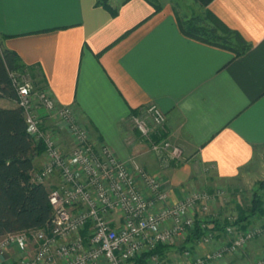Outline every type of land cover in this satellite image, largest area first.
Masks as SVG:
<instances>
[{"label": "crops", "instance_id": "0c3cea01", "mask_svg": "<svg viewBox=\"0 0 264 264\" xmlns=\"http://www.w3.org/2000/svg\"><path fill=\"white\" fill-rule=\"evenodd\" d=\"M107 3L115 15L97 0H0L1 46L19 55L34 86L72 107L95 146L107 145L125 162L135 156L163 180L170 201L193 186L195 172L223 182L253 173L264 159V0L208 5L249 42L240 56L183 35L168 0ZM149 103L163 110L167 135L182 148L177 164L161 167L130 123ZM0 106L17 104L0 99ZM39 113L70 149L67 132ZM36 160L39 168L44 156ZM208 249L197 242L190 252ZM174 251L163 261L179 260L183 251Z\"/></svg>", "mask_w": 264, "mask_h": 264}, {"label": "built area", "instance_id": "2783aa9c", "mask_svg": "<svg viewBox=\"0 0 264 264\" xmlns=\"http://www.w3.org/2000/svg\"><path fill=\"white\" fill-rule=\"evenodd\" d=\"M16 104L27 131L44 145V161L33 173L37 182H56L49 190L52 216L44 228L19 230L0 236V264H132L158 244L172 245L208 213L225 191L191 190L170 201L162 180L148 173L135 156L120 160L105 144L96 147L71 106L59 105L47 88H35L28 75L14 77ZM42 109L72 139L64 150L56 131L43 129ZM130 123L161 167L183 160L182 148L167 135L166 116L156 103L138 108ZM199 244L212 246L202 254L184 250L172 264H210L236 255L264 235V224L244 226L229 216L221 231L201 223ZM215 242V244H214ZM146 264H164L150 254ZM243 264H264V254Z\"/></svg>", "mask_w": 264, "mask_h": 264}, {"label": "trees", "instance_id": "16d2710c", "mask_svg": "<svg viewBox=\"0 0 264 264\" xmlns=\"http://www.w3.org/2000/svg\"><path fill=\"white\" fill-rule=\"evenodd\" d=\"M211 1L195 0L203 12L189 16L179 15L174 5L179 30L192 39L230 50L235 56L244 54L250 48L249 42L209 10ZM97 3L115 15L116 11L107 0H97ZM158 9L159 6H155V10ZM28 70L16 52L2 47L0 43V99H16L13 79L16 77L20 80L28 74ZM34 87L39 89L45 86ZM43 153V143L35 141L27 131L22 109L18 106H0V236L19 230L44 228L51 219L52 207L48 196L53 185L33 179V173L38 170L36 159ZM257 185L259 189L253 191L249 208L239 210L237 222L244 226L252 224L250 218L264 215V181H258ZM202 222L200 218H195L194 226L185 235L181 250L190 251L199 241L205 232ZM205 222L211 224L210 229L221 234L223 224L219 220L210 218ZM170 248L166 244H158L151 251L135 257L132 264H146L150 254H157L163 261Z\"/></svg>", "mask_w": 264, "mask_h": 264}, {"label": "rangeland", "instance_id": "374dc122", "mask_svg": "<svg viewBox=\"0 0 264 264\" xmlns=\"http://www.w3.org/2000/svg\"><path fill=\"white\" fill-rule=\"evenodd\" d=\"M168 1L171 2L173 6L175 5L179 15L189 16L192 13L203 12V8L197 2H195V0H168ZM194 174L196 179L192 180L193 186L191 188L184 189L185 192L182 194V196L191 190L206 189L213 191L216 188L224 189L225 191L224 199L221 197L217 198V200L212 203L211 206L212 208L209 210L208 213L200 214L199 212L195 216L203 220V222H205L206 219L216 218L224 226V224L228 223L229 216H234L238 218L239 210L241 209L246 210L249 208V202L253 191L259 189L257 182L262 180L264 181V159L263 161L260 162L258 168L253 173L243 178L240 177L236 178L232 182L219 181L213 178L212 175H207V176L203 175V172L200 173L195 172ZM54 182H56V178L51 179L47 183L52 184ZM262 193L264 199V191H262ZM250 222L252 224H264V215H259V216L256 215L250 218ZM209 225L211 224L209 223ZM220 235H221L220 237L221 240L226 239L225 236H222V233ZM184 239L185 236L177 240L175 244L168 246L169 247L174 246L175 247L174 253L178 254L180 253V251H183L181 250V245ZM211 247L212 246H210V248ZM262 254H264V235L253 239L245 247H243L236 255L226 256L224 261L221 260L215 261L210 264H237V263L243 264L245 262L251 261L254 258H256L254 256L258 257ZM173 261H174V256L169 258L167 263L165 261H163V263L170 264Z\"/></svg>", "mask_w": 264, "mask_h": 264}]
</instances>
